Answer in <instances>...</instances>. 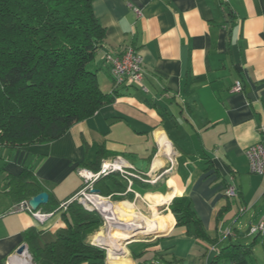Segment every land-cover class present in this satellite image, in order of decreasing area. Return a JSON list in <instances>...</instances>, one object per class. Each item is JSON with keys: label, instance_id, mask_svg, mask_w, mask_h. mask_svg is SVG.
<instances>
[{"label": "crops", "instance_id": "crops-1", "mask_svg": "<svg viewBox=\"0 0 264 264\" xmlns=\"http://www.w3.org/2000/svg\"><path fill=\"white\" fill-rule=\"evenodd\" d=\"M93 10L106 43L90 67L115 101L55 141L1 152L0 188L5 174L31 168L53 203L38 211L49 214L40 221L14 211L22 202L0 191V264L28 247L30 228L42 247L64 233L61 204L83 187L79 169L99 167L100 150L101 163L122 157L133 166V174L104 180L112 191L106 198L154 213L153 234H160L126 244L124 256L110 262L108 254L105 264H207L233 244L247 255L226 264H264V236L250 234L264 220V176L250 173L246 156L264 141V0H95ZM130 46L143 56L142 82L115 87L105 57ZM238 81L243 90L232 92ZM159 134L172 158L160 156ZM175 197L189 201L208 239L196 237L194 224H178L170 210Z\"/></svg>", "mask_w": 264, "mask_h": 264}, {"label": "trees", "instance_id": "trees-1", "mask_svg": "<svg viewBox=\"0 0 264 264\" xmlns=\"http://www.w3.org/2000/svg\"><path fill=\"white\" fill-rule=\"evenodd\" d=\"M94 1L0 0V164L3 150L13 152L55 141L74 124L115 101V93L101 90L97 69L90 67L106 43L105 29L94 14ZM102 158L100 150V164ZM4 171L0 165V175ZM117 174L102 178L95 189L110 196L111 188L104 179ZM150 189L156 192L157 186ZM0 191H8L17 203L46 192L31 168L16 176L5 174ZM52 203L49 195V202L41 207L49 206L45 210L51 211ZM100 206L109 209L107 200ZM170 210L178 224L192 223L196 237L208 239L186 198H173ZM63 219L67 224L64 233L44 247L38 244L39 231H26L24 240L33 263L44 259L53 264H105L106 250L88 239L91 231L103 224L100 215L72 203ZM247 250L230 245L221 249L213 263L242 259Z\"/></svg>", "mask_w": 264, "mask_h": 264}, {"label": "built area", "instance_id": "built-area-1", "mask_svg": "<svg viewBox=\"0 0 264 264\" xmlns=\"http://www.w3.org/2000/svg\"><path fill=\"white\" fill-rule=\"evenodd\" d=\"M135 11L137 14L140 15L139 10L136 9ZM104 61L110 67L111 76L115 87H119L124 84H128V85L141 84L143 78V69H142L143 56L135 47L130 46L122 54L115 57L107 55ZM242 90H243V85L240 81L236 82V84L232 88V92H236V93L241 92ZM246 156L249 162L250 173L256 176H264V141L250 146L246 150ZM132 168L133 166L130 165L125 159H123L122 157H116L111 160H104L100 165V170L97 172H94L86 168H81L77 172L82 177L83 184L86 185V188L90 190L91 195L100 196L99 194H95L92 192V190L95 189V184L99 179L114 173H121L122 175H126L127 173L126 170ZM78 194H76V196ZM226 195L228 197L235 196L236 195L235 189L233 187H230L226 192ZM74 198L62 203L61 204L62 209L64 208L66 210V208L69 206V204ZM101 198L108 200V202L112 204L109 198L106 197H101ZM85 199H87V196H85ZM90 209L93 210V208L91 207ZM14 211L30 212L36 219H39L40 221H45L49 217V214H42L38 211L34 212L29 207L28 202L26 201L21 203L20 206L18 208H15ZM97 211L100 210L97 209ZM106 219L108 220L107 215H106ZM230 233H231L230 230H228L227 235H229ZM250 234H261L264 236V220H262L257 226H252L250 228ZM98 244L101 247V244L99 242ZM211 251H214V248ZM7 264H34V263L32 256L28 250V247L25 246V249L21 254H18V252L16 251L14 254L10 255L7 259ZM207 264H214V263L208 262Z\"/></svg>", "mask_w": 264, "mask_h": 264}, {"label": "bare ground", "instance_id": "bare-ground-1", "mask_svg": "<svg viewBox=\"0 0 264 264\" xmlns=\"http://www.w3.org/2000/svg\"><path fill=\"white\" fill-rule=\"evenodd\" d=\"M158 140L161 148L165 150L164 156L165 157L168 156V158L169 157L172 158L173 150L168 140H166L165 137L160 134L158 135ZM103 200L105 199H102L100 196L89 195L86 199V202H89L93 209H98V210L100 209L103 213L109 216L110 224L114 226L113 231L110 233L109 236V238L113 240V241L110 240L111 242H109L111 245L104 243L105 241L102 239H97V241L101 242L100 243L101 245H105L109 247L108 252L110 251L109 259L111 262V260L114 257H122V255L126 253V249L120 246V244H118V240H124L132 235H136V236L146 235V231L148 230L149 226L153 225L155 214L153 213L151 217L149 216L150 217L149 218L140 212L138 213L134 212L132 211L133 209L132 204H128V203H123L119 205H115L114 203L112 204L109 203V206L114 205V208L112 210L109 209L108 211H104L101 209L100 206V203ZM130 217H134L135 219L133 218L134 219L133 221H129ZM144 221L147 223H145Z\"/></svg>", "mask_w": 264, "mask_h": 264}, {"label": "rangeland", "instance_id": "rangeland-1", "mask_svg": "<svg viewBox=\"0 0 264 264\" xmlns=\"http://www.w3.org/2000/svg\"><path fill=\"white\" fill-rule=\"evenodd\" d=\"M165 154V152L164 151H162L161 152V154H160V156H163ZM99 170H100V168H99ZM99 170H97V171H99ZM97 171H94V172H97ZM133 171V170H132ZM131 171V169H128V170H126V175H129V174H133V172ZM106 177H108V176H106ZM110 178V177H109ZM105 180V179H104ZM143 180H145V181H147L146 180V178L144 177L143 178ZM1 181H2V178L0 177V183H1ZM102 178L101 179H99L96 183H99L100 182V184L102 183ZM173 181L174 180H170L169 181V185L171 184V183H173ZM175 182V181H174ZM176 183L177 182H175V183H173L172 184V186H174V185H176ZM96 186V185H95ZM99 186H101V185H99ZM171 186V187H172ZM89 195H91V192H90V190L89 189H87L86 188V185H83V188H81V191L79 192V194L77 195V196H75V198L71 201V203L70 204H72V203H76V204H79V205H81L83 208H85V209H90L89 207H91L92 208V206H91V204L89 203V202H86V199H85V196H89ZM99 195L101 196V197H108V196H104V195H102V194H100L99 193ZM29 200H27L26 202H28ZM23 202H25V201H23ZM22 202V203H23ZM112 203H114V201L112 202ZM69 204V205H70ZM115 204V203H114ZM123 204V203H122ZM129 204V203H128ZM115 205H117V204H115ZM68 208V207H67ZM66 208V209H67ZM114 208V205H112V206H109V209L110 210H112ZM64 209V208H63ZM108 209V210H109ZM91 210V209H90ZM100 210V209H99ZM108 210H106V211H108ZM94 211H96L99 215H100V217L102 218V221H103V224L100 226V227H98V228H95L93 231H91V233L89 234V237H88V239L89 240H91L92 242H93V240H96L95 241V243L99 246V244H98V242H97V239H102V240H104L105 242L104 243H106V244H109V245H111L109 242H111V241H113V240H111L110 238H109V236H110V233L113 231V227L114 226H112L110 223H109V216H107V218H108V220L106 219V214L105 213H102V212H100V211H97V210H94ZM129 212V211H128ZM105 214V215H104ZM146 216V215H145ZM134 217H130L129 218V221H133L134 219H133ZM150 218V217H149ZM145 222V221H144ZM145 223H147V222H145ZM115 229V228H114ZM157 229V226H155V227H152V226H149V228H148V230L146 231V234H152L151 235V237H153V236H156V235H160V234H153V232H155V230ZM97 237V238H96ZM104 237H108L107 239H105ZM150 237V238H151ZM143 238V236H139V237H137V239H142ZM111 240V241H110ZM122 241V242H121ZM94 243V242H93ZM99 243H101V242H99ZM118 244H120V246H122V247H126V243H125V239L124 240H118ZM29 250V249H28ZM106 250V249H105ZM109 250V249H108ZM108 250H106V256L108 257V254H109V252H108ZM32 256V255H31ZM115 258V257H114ZM33 259V258H32Z\"/></svg>", "mask_w": 264, "mask_h": 264}, {"label": "water", "instance_id": "water-1", "mask_svg": "<svg viewBox=\"0 0 264 264\" xmlns=\"http://www.w3.org/2000/svg\"><path fill=\"white\" fill-rule=\"evenodd\" d=\"M92 192L95 194L100 193V191L97 189L92 190ZM48 202H49V194L47 192H41L38 195L32 197L28 201V205L34 212H37L41 206L46 205ZM93 210H97V209H93ZM93 210H90V211H93ZM151 235L152 234L139 235V236H143L142 239H137V237H139V236L132 235V236L125 239V243L129 244V243L134 242V241L144 240V239L150 237ZM101 247L106 249V250L109 249V247L105 246V245H101ZM24 249H25V246H21L17 251L18 254H21L24 251Z\"/></svg>", "mask_w": 264, "mask_h": 264}]
</instances>
